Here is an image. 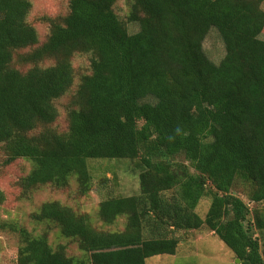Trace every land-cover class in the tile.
I'll list each match as a JSON object with an SVG mask.
<instances>
[{
  "label": "trees",
  "instance_id": "obj_1",
  "mask_svg": "<svg viewBox=\"0 0 264 264\" xmlns=\"http://www.w3.org/2000/svg\"><path fill=\"white\" fill-rule=\"evenodd\" d=\"M128 1L134 33L115 0H69L37 45L31 2L0 0V144L5 164L32 163L22 192L66 188L73 177L87 194V159H128L140 170L138 194L99 203V220L124 216L122 230L97 229L86 214L45 201L31 218L55 224L82 254L20 226L16 263L145 264L175 254L179 231L206 227L241 264H264V0ZM211 28L225 49L219 63L203 49ZM75 53L92 54L90 72L58 131L55 101L73 87ZM46 59L53 64L40 65ZM238 182L248 203L231 193Z\"/></svg>",
  "mask_w": 264,
  "mask_h": 264
},
{
  "label": "rangeland",
  "instance_id": "obj_2",
  "mask_svg": "<svg viewBox=\"0 0 264 264\" xmlns=\"http://www.w3.org/2000/svg\"><path fill=\"white\" fill-rule=\"evenodd\" d=\"M31 9L27 21L37 31L38 44L43 43L50 29L51 19L60 20L68 11L69 0H29ZM131 3L128 0H115L113 9L118 18L124 22L129 33L138 31L136 22L129 20ZM264 40V30L259 36ZM35 45L32 48H35ZM31 49V48H30ZM206 55L214 63H219L225 54L223 42L214 28H211L203 41ZM28 51L20 50L16 54ZM92 54L75 53L71 57L74 70L72 89L62 98L55 101L59 117L52 125L58 131L67 128L66 113L72 93L81 75L90 72ZM52 59L44 60L40 65L53 64ZM139 125H143L139 121ZM91 174V186L87 194L81 196L77 192L75 178H71L66 188L56 189L45 185L27 193L22 192L18 180L32 168L27 159H16L10 164L4 163V152L0 144V190L5 200L0 204V264H17L18 229L25 227L34 235L45 233L53 249L59 245L65 246V251L71 256H80L76 241L63 236L59 228L48 221H34L31 214L40 205L49 200H57L74 208L78 213L86 214L92 225L97 229L119 231L125 227V217H119L112 225L103 224L98 218L99 203L112 196H131L139 192V169L134 161L128 159H87ZM231 193L248 203L247 188L242 183H236ZM251 205V203H249ZM209 205V199L204 197L196 207V212L203 217ZM181 245L177 246L175 255H156L147 258L146 264H241L231 250L206 227L195 230L179 231ZM255 236L261 241L259 232ZM178 243V244H179Z\"/></svg>",
  "mask_w": 264,
  "mask_h": 264
},
{
  "label": "crops",
  "instance_id": "obj_3",
  "mask_svg": "<svg viewBox=\"0 0 264 264\" xmlns=\"http://www.w3.org/2000/svg\"><path fill=\"white\" fill-rule=\"evenodd\" d=\"M179 245H181V243H179L178 246H179ZM176 253H177V251L175 252V254H176ZM175 254H173V255H175ZM146 260H147V259H146ZM146 260H145V264H146Z\"/></svg>",
  "mask_w": 264,
  "mask_h": 264
},
{
  "label": "water",
  "instance_id": "obj_4",
  "mask_svg": "<svg viewBox=\"0 0 264 264\" xmlns=\"http://www.w3.org/2000/svg\"><path fill=\"white\" fill-rule=\"evenodd\" d=\"M240 260L237 258V262H239Z\"/></svg>",
  "mask_w": 264,
  "mask_h": 264
}]
</instances>
